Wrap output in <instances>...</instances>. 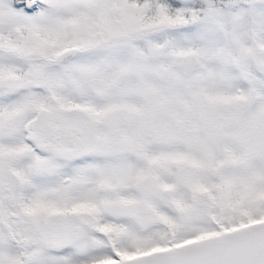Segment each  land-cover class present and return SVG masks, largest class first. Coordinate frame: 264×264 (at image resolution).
Returning <instances> with one entry per match:
<instances>
[{
    "label": "snow or ice",
    "instance_id": "snow-or-ice-1",
    "mask_svg": "<svg viewBox=\"0 0 264 264\" xmlns=\"http://www.w3.org/2000/svg\"><path fill=\"white\" fill-rule=\"evenodd\" d=\"M0 264H264V0H0Z\"/></svg>",
    "mask_w": 264,
    "mask_h": 264
}]
</instances>
